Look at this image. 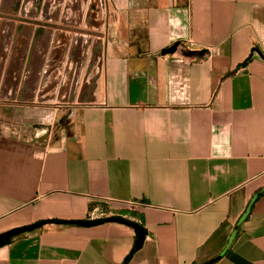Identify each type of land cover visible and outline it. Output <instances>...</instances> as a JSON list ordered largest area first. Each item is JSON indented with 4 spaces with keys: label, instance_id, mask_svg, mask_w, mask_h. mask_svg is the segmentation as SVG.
I'll list each match as a JSON object with an SVG mask.
<instances>
[{
    "label": "crops",
    "instance_id": "crops-1",
    "mask_svg": "<svg viewBox=\"0 0 264 264\" xmlns=\"http://www.w3.org/2000/svg\"><path fill=\"white\" fill-rule=\"evenodd\" d=\"M106 7L95 100L41 140L0 134V233L100 207L145 232L127 264H264V0ZM134 239L48 222L0 264H122Z\"/></svg>",
    "mask_w": 264,
    "mask_h": 264
},
{
    "label": "rangeland",
    "instance_id": "rangeland-1",
    "mask_svg": "<svg viewBox=\"0 0 264 264\" xmlns=\"http://www.w3.org/2000/svg\"><path fill=\"white\" fill-rule=\"evenodd\" d=\"M103 2V0H40L38 13L32 19L66 25L67 29L51 26L50 40L48 44L43 43L46 48H42V41L39 42L35 51H40V53L35 55L33 74H29V83L33 84L31 92L33 98L29 100L22 96L21 84L27 77V59L31 52L32 40L28 44L19 42L18 54L14 51V55H11L14 35L7 33L11 29V24L5 23L7 21L2 23V28L6 33L3 34L0 31V42H2L0 44V80L5 78L8 62V82L13 84L18 82L20 88H17L13 97L10 87L4 88L2 92L0 134L20 139L41 140L50 129L54 131L59 128L60 122L57 123L53 114L63 116L82 105L81 90L87 82H93L103 59L101 53L92 52L94 48L101 46L105 35L108 10L106 0L105 6ZM47 3L49 6L44 11L43 8ZM1 14L22 18L32 17L27 14H14L0 10V22L6 20L1 17ZM54 15L58 16L56 20ZM63 18L66 20L65 23L62 22ZM12 21L15 25L21 22L18 19ZM32 25L34 28L43 26L36 22ZM57 30L60 33H55ZM36 41L39 40L36 39ZM44 110L47 114L42 115L40 119L35 117L28 122L22 120L25 111ZM104 210L109 212L105 208Z\"/></svg>",
    "mask_w": 264,
    "mask_h": 264
},
{
    "label": "water",
    "instance_id": "water-1",
    "mask_svg": "<svg viewBox=\"0 0 264 264\" xmlns=\"http://www.w3.org/2000/svg\"><path fill=\"white\" fill-rule=\"evenodd\" d=\"M103 4L105 6V0H103ZM40 0H1L0 2V10L1 11H7L10 13H20L22 15L27 14L32 16L31 18H22V17H16L15 15H9V14H1L2 18H6V20H1L0 22V31L1 33H6V31L2 28V23H9L11 24V29L7 31V33H9L11 36L14 35V44L12 46V53H10L11 55H14V51L16 54H18V43H26L28 44V42H30V40H32V48H31V52L30 55L27 59V77L23 80L22 84H21V91L23 93V97L27 100L33 98V94H31L32 89H33V84L29 83V74L34 72V59H35V55L40 53L36 52L35 50L38 48L39 46V42L42 41V45L44 43L49 42L50 40V36L52 34V32L50 31V27L54 26L57 27L59 29L64 28L67 29L66 25H57L54 23H48V22H43V21H35L32 18L36 16V14L38 13V9L40 7ZM49 6V4H45L43 10L46 11L47 7ZM27 7V8H26ZM98 7V5H97ZM45 16V15H43ZM54 19L56 20L58 16L54 15L53 16ZM7 19H11V20H7ZM14 19H18L19 22L18 24H14V22L12 20ZM65 19L63 18V21L65 23ZM36 22L40 25L43 26H38L37 28L33 27V23ZM93 22V20L91 21ZM98 26V25H97ZM101 26L99 25V28ZM49 28V29H48ZM55 33H60L58 30ZM36 39H38L39 41H36ZM18 41V42H17ZM36 42V43H35ZM2 42H0L1 44ZM42 48H46V47ZM100 46V45H99ZM95 50H93L92 52H96V53H101L103 55V43L101 44L100 47L97 46V48H94ZM43 50V49H42ZM102 63L103 60L101 61L100 65L98 66V70L97 73L95 75V78L93 79V82H87L86 86H83L82 90H81V97H82V101L83 102H90L95 100V90L98 86L100 77H101V70H102ZM6 73H5V78L0 80V97H2V92L4 91V88H9L10 87V91H11V96H14L15 91L17 90V88L20 86H18V82L16 83H9L8 82V62L6 63ZM92 70V67L90 68V71ZM90 83V84H89ZM94 94V95H93ZM82 102V103H83ZM108 221H115V222H125V220L123 218H121L120 216H108V217H104V218H100V219H95V220H80L78 221V224L86 226V225H93V224H99V223H103V222H108ZM34 229L33 225H28V226H24L19 228V232L23 233L26 231H31Z\"/></svg>",
    "mask_w": 264,
    "mask_h": 264
},
{
    "label": "trees",
    "instance_id": "trees-1",
    "mask_svg": "<svg viewBox=\"0 0 264 264\" xmlns=\"http://www.w3.org/2000/svg\"><path fill=\"white\" fill-rule=\"evenodd\" d=\"M121 218H123V217H121ZM123 219L125 220L124 223H128V224L133 225L134 229H135V239H134L133 246H132L130 252L125 256V258L122 262V264H127L132 253L140 247L141 241H142V238L144 237L145 232H144V230H141L140 226H138L136 223L128 221L125 218H123ZM48 222L62 223V224H68V225H80V224H78V221H72V220H44V221L36 222L32 225L34 226V228H38V227L45 225ZM19 234H21V232H19V228H15V229L0 233V246L10 242L15 236H17Z\"/></svg>",
    "mask_w": 264,
    "mask_h": 264
},
{
    "label": "built area",
    "instance_id": "built-area-1",
    "mask_svg": "<svg viewBox=\"0 0 264 264\" xmlns=\"http://www.w3.org/2000/svg\"><path fill=\"white\" fill-rule=\"evenodd\" d=\"M108 216L110 215L104 209H101L100 207H94L88 212L87 220H95Z\"/></svg>",
    "mask_w": 264,
    "mask_h": 264
},
{
    "label": "bare ground",
    "instance_id": "bare-ground-1",
    "mask_svg": "<svg viewBox=\"0 0 264 264\" xmlns=\"http://www.w3.org/2000/svg\"><path fill=\"white\" fill-rule=\"evenodd\" d=\"M76 100V99H75ZM72 102V101H71ZM86 102H83L82 104H85ZM58 104H59V102H58Z\"/></svg>",
    "mask_w": 264,
    "mask_h": 264
}]
</instances>
